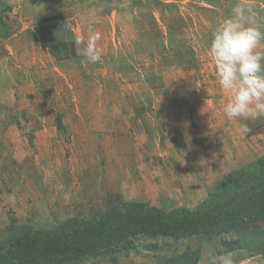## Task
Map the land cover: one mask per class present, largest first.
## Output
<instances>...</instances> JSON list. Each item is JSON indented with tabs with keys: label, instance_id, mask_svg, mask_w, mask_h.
Instances as JSON below:
<instances>
[{
	"label": "rangeland",
	"instance_id": "374dc122",
	"mask_svg": "<svg viewBox=\"0 0 264 264\" xmlns=\"http://www.w3.org/2000/svg\"><path fill=\"white\" fill-rule=\"evenodd\" d=\"M238 2L264 31V0H0L14 34L0 38V234L53 229L120 202L191 208L263 156L247 147L264 146V128L247 146L229 130L232 94L209 51ZM92 31L101 33L95 64L75 43ZM184 245L204 247L206 264L222 250L218 240Z\"/></svg>",
	"mask_w": 264,
	"mask_h": 264
},
{
	"label": "trees",
	"instance_id": "16d2710c",
	"mask_svg": "<svg viewBox=\"0 0 264 264\" xmlns=\"http://www.w3.org/2000/svg\"><path fill=\"white\" fill-rule=\"evenodd\" d=\"M0 23V38H12L10 27ZM57 124L64 129L61 120ZM187 239H217L223 253L264 257V155L229 174L191 208L120 202L90 218L66 219L53 229L13 225L0 234V264H82L157 252ZM200 259V250L187 248L155 264H199Z\"/></svg>",
	"mask_w": 264,
	"mask_h": 264
},
{
	"label": "clouds",
	"instance_id": "9594fccd",
	"mask_svg": "<svg viewBox=\"0 0 264 264\" xmlns=\"http://www.w3.org/2000/svg\"><path fill=\"white\" fill-rule=\"evenodd\" d=\"M100 39L99 31H92L86 40L75 39L77 45H83L86 62L101 61L97 50ZM262 40L264 31L256 20L255 9L239 2L211 34L209 51L215 61L218 84L232 94V99L224 106L228 119L247 121L264 117V51L258 50ZM249 130L244 122L242 132L247 134ZM208 264H237V261L235 253L227 252L211 255Z\"/></svg>",
	"mask_w": 264,
	"mask_h": 264
},
{
	"label": "crops",
	"instance_id": "0c3cea01",
	"mask_svg": "<svg viewBox=\"0 0 264 264\" xmlns=\"http://www.w3.org/2000/svg\"><path fill=\"white\" fill-rule=\"evenodd\" d=\"M229 121H230L229 122V130L239 131V133L242 135V141L244 142V144L249 143V139H252V137H253V139H252L253 142L255 140V143H256V141H257L256 137H259L260 130H262L264 128V126H262L263 124L260 125V123H264V117L257 118L255 120H247V121H244L243 118H234V119H229ZM244 122L247 124V127L249 129L253 127V128L258 129V131H251V129H250L247 132V134L243 133L242 127H243ZM256 122H257V125L255 124ZM245 145L247 146V144H245ZM249 145L252 147V149L249 148V150L247 147V151H249V153L256 151L257 148H259V149L261 148V151H264V146L262 145L261 142H259V144H255L256 145V147L254 146L256 148L255 150L251 144H249ZM235 146H236V144H235ZM229 151H231V150L229 149ZM232 153H234V152H232ZM251 155H252V158L256 157L255 154H251ZM235 158L236 157H232L231 159H229L230 160L229 167L238 165L239 160H237V158L236 159ZM188 241L192 243V241H196V239L181 240L177 244L163 248L157 252H142L140 254H133L132 253L131 255L129 254L130 255L129 261L123 260V257H125V256H119V257L111 256V257H106V258L97 259V260H88L82 264H155L156 262H164L168 258L176 256L177 254L181 253L182 251L186 250L187 248H189L191 250H200L201 251V259H200L199 264H206V263H204V260H205V249H204V247L203 248L201 247L199 249H195L192 245L191 246L190 245L189 246L184 245ZM214 241H217V240L216 239L205 240V242L210 243V244H211V242H214ZM220 247L222 249V246H220ZM222 250H221V252L216 253V255L225 254V253H223ZM233 253H235L236 261L237 262L239 261L240 263H241V261H243V264L250 263L251 261H254V262H252V264L253 263L254 264H257V263L262 264L261 261L264 263V257H261V256H255V257L248 258L241 252H233ZM211 255H215V254L212 253V254L208 255L209 258ZM238 258H240V259H238ZM260 259H261V261H260Z\"/></svg>",
	"mask_w": 264,
	"mask_h": 264
}]
</instances>
